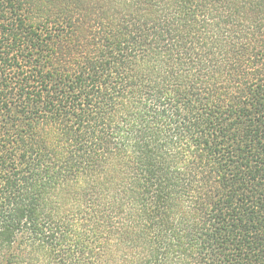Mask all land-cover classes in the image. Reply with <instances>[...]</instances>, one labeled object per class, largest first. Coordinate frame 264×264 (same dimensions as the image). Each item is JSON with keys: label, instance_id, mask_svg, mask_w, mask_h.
I'll list each match as a JSON object with an SVG mask.
<instances>
[{"label": "trees", "instance_id": "16d2710c", "mask_svg": "<svg viewBox=\"0 0 264 264\" xmlns=\"http://www.w3.org/2000/svg\"><path fill=\"white\" fill-rule=\"evenodd\" d=\"M0 264H264V0H0Z\"/></svg>", "mask_w": 264, "mask_h": 264}]
</instances>
